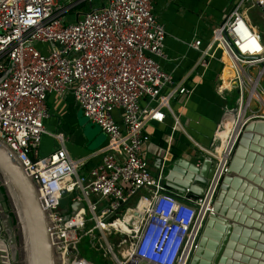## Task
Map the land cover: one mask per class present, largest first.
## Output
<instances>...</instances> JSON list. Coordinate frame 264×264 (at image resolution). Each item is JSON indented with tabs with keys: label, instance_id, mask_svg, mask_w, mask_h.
Returning a JSON list of instances; mask_svg holds the SVG:
<instances>
[{
	"label": "built area",
	"instance_id": "2783aa9c",
	"mask_svg": "<svg viewBox=\"0 0 264 264\" xmlns=\"http://www.w3.org/2000/svg\"><path fill=\"white\" fill-rule=\"evenodd\" d=\"M156 1L0 0V140L33 175L41 206L55 223L49 234L63 264H100L80 248L95 230L101 264H190L216 214V196L244 127L264 121V35L248 14L258 7L264 18V0H236L207 46L202 39L189 44L200 54L197 66L215 59L234 72L229 87L219 76L218 90L236 97L235 106L224 107L208 148L196 143L216 160L215 173L203 196L167 188L164 172L155 174L144 155L148 126L168 115L180 126L171 101L192 90L175 83L158 60L165 57L167 30ZM84 4L91 10L71 22L68 16ZM71 89L108 138L93 153L100 159L88 173L79 172L86 159L72 158L64 146L40 153L47 96ZM79 202L83 206L73 213Z\"/></svg>",
	"mask_w": 264,
	"mask_h": 264
},
{
	"label": "water",
	"instance_id": "95a60500",
	"mask_svg": "<svg viewBox=\"0 0 264 264\" xmlns=\"http://www.w3.org/2000/svg\"><path fill=\"white\" fill-rule=\"evenodd\" d=\"M157 161L168 189L189 188L199 196L207 191L217 167L205 153L200 164L176 154ZM25 167L0 140V210L8 232H0V264H63L49 234L55 223L41 206L38 185ZM81 206L82 202L74 205L73 213ZM215 211L190 264H264V121L244 127L219 187Z\"/></svg>",
	"mask_w": 264,
	"mask_h": 264
},
{
	"label": "crops",
	"instance_id": "0c3cea01",
	"mask_svg": "<svg viewBox=\"0 0 264 264\" xmlns=\"http://www.w3.org/2000/svg\"><path fill=\"white\" fill-rule=\"evenodd\" d=\"M234 1L236 0H157L155 3V13L167 30L165 57L158 60L172 74L175 83H183L192 90L171 101V108L179 118L180 126L175 125V120L170 115L163 123L154 122L148 126L151 136L144 147V155L150 161L155 174L160 172L157 159L161 157L171 158L176 154L198 160L204 151L196 143L203 148L211 145L224 115V107L232 106L226 94L218 90L223 85L222 81L219 83V76L222 73L224 75L228 66L215 59L210 60L206 68L197 66L200 54L189 44L202 39V47L207 46L213 30L222 24L228 6ZM102 4L101 1V6ZM99 6V3H93L94 8ZM79 7L78 11L74 10L70 14L71 22L91 10L90 5L83 9ZM47 102L49 116L45 119L47 133L43 136L41 155H49L64 146L72 158L86 159V164L79 172L88 173L99 162L100 157H93V153L107 144L106 134L87 119L72 89L65 95L48 94ZM119 112L116 111L117 117H120ZM199 193L198 191L194 194ZM138 197L134 198L131 205L136 203ZM3 223L0 210V232L6 233Z\"/></svg>",
	"mask_w": 264,
	"mask_h": 264
},
{
	"label": "rangeland",
	"instance_id": "374dc122",
	"mask_svg": "<svg viewBox=\"0 0 264 264\" xmlns=\"http://www.w3.org/2000/svg\"><path fill=\"white\" fill-rule=\"evenodd\" d=\"M87 6L84 5V6L79 7V8H81V9H83L84 7L88 8ZM76 10H75V12H76ZM248 14H249L250 18L252 19V22L259 27V29L261 30V32L264 35V18L262 16V12H261L260 8H258V7L252 8V9L249 10ZM69 19L72 20V15H69ZM226 97L229 98V102L232 104L231 107H234L235 106L234 101H235L236 97L232 98V96H230L229 93H226ZM194 161H195V159H194ZM63 206L70 208L69 201L67 199H64ZM90 216L91 215L88 214L87 217L89 218ZM88 227H87V229H88ZM93 236L95 237L94 241L97 243L96 246L92 245ZM108 239H109V241L113 242L114 241V236H112V235L108 236ZM102 241L105 242L104 240H102ZM80 248H81V252L85 256H87L90 259L92 258L93 260H95V262L101 264V262H102L101 261V256H102L101 233L98 230H95L93 235H87L85 237L84 242L80 245Z\"/></svg>",
	"mask_w": 264,
	"mask_h": 264
},
{
	"label": "bare ground",
	"instance_id": "6f19581e",
	"mask_svg": "<svg viewBox=\"0 0 264 264\" xmlns=\"http://www.w3.org/2000/svg\"><path fill=\"white\" fill-rule=\"evenodd\" d=\"M224 78H225V84H224V86H227V87H229L230 86V79L234 76V72H233V70L230 68V67H228L227 69H225V72H224ZM228 129H229V131H230V129L231 128H229L228 127ZM223 135V134H222ZM226 135L224 134V137H225ZM228 136V135H227ZM220 140V139H219ZM224 144H225V146L227 145V142L224 140ZM223 150V147L221 148V151Z\"/></svg>",
	"mask_w": 264,
	"mask_h": 264
},
{
	"label": "trees",
	"instance_id": "16d2710c",
	"mask_svg": "<svg viewBox=\"0 0 264 264\" xmlns=\"http://www.w3.org/2000/svg\"><path fill=\"white\" fill-rule=\"evenodd\" d=\"M11 216H13V217H14V214H12V213H11Z\"/></svg>",
	"mask_w": 264,
	"mask_h": 264
}]
</instances>
